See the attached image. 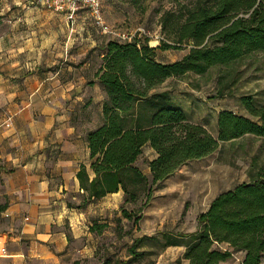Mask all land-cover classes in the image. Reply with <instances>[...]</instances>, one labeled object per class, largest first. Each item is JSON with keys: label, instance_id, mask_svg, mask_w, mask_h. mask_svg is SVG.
<instances>
[{"label": "trees", "instance_id": "16d2710c", "mask_svg": "<svg viewBox=\"0 0 264 264\" xmlns=\"http://www.w3.org/2000/svg\"><path fill=\"white\" fill-rule=\"evenodd\" d=\"M170 18L172 26L167 28ZM161 26L171 41L161 40L159 48L189 45L187 53L169 63L157 59V47L147 39L114 38L101 44L103 62L95 76L107 98L100 123L86 135L90 166L82 164L77 173L84 191L80 206L123 189L122 216L135 225L156 186L182 165L213 153L221 141L246 134L264 138V103L256 104L252 94L240 97L249 115L232 110L218 113L215 136L188 120L168 90H159L171 77L203 75L213 66L264 52V0H197L166 11ZM147 144L157 152L148 160L150 176L136 165ZM141 199L138 213L125 206ZM109 225L96 221L90 229L102 234ZM139 241L136 238L129 247L126 264H138L143 255L137 250ZM179 244L186 245L184 257L191 264H222L238 250L244 251L240 264L264 261V174L217 195L198 215L195 231L166 235V247ZM218 244L228 246L220 249ZM101 251L102 245V255ZM102 259V264H111L109 258Z\"/></svg>", "mask_w": 264, "mask_h": 264}, {"label": "crops", "instance_id": "0c3cea01", "mask_svg": "<svg viewBox=\"0 0 264 264\" xmlns=\"http://www.w3.org/2000/svg\"><path fill=\"white\" fill-rule=\"evenodd\" d=\"M8 1L0 3L7 6ZM1 14L0 264H102L100 239L105 231L98 234L90 226L112 223L96 217L95 208L119 209L124 191L80 206L84 191L77 173L82 164L90 166L86 135L100 123L107 93L88 59L17 60L13 41L19 27L1 24ZM255 69L254 84L236 98L238 106L228 101L218 113L249 115L240 101L244 94H252L256 104L264 103V63ZM144 147L152 151L150 159L157 156L150 144ZM247 168L251 178L264 174L253 159ZM196 229L197 223L189 232ZM185 250V244L169 245L156 264H191ZM243 257L244 251L238 250L222 264H240Z\"/></svg>", "mask_w": 264, "mask_h": 264}, {"label": "rangeland", "instance_id": "374dc122", "mask_svg": "<svg viewBox=\"0 0 264 264\" xmlns=\"http://www.w3.org/2000/svg\"><path fill=\"white\" fill-rule=\"evenodd\" d=\"M196 1L104 0L103 26L113 32L147 39L150 46L157 47V59L169 63L187 53L189 45L159 48L161 40L171 41L162 29L161 19L166 11L191 6ZM7 4L0 3L1 24L19 27L13 41L19 61L80 63L88 59L96 70L103 62L101 44L114 38L125 41L115 33H106L86 9H80L75 19L70 20L63 12L26 0H9ZM167 23L170 28L172 18ZM263 63L264 56L249 54L230 64L213 66L203 75L188 73L171 77L159 90H168L173 104L185 110L188 120L204 125L217 136L219 107L228 101L238 106L236 98L254 84L253 77L258 75L254 73L255 67ZM152 155L150 148L144 147L136 162L148 176V160ZM250 159L255 166L264 168V138L249 134L221 141L216 151L187 162L156 186L136 225L122 216L121 206L119 209L96 207L95 216L112 223L100 239L102 256L109 258L111 264H126L129 247L140 238L137 250L143 251V255L137 263L156 264V258L166 249V235L189 233L198 215L217 195L251 180L252 173L247 168ZM142 203L141 199L125 206L138 213ZM217 247L227 248L226 244ZM226 261L230 262L231 258Z\"/></svg>", "mask_w": 264, "mask_h": 264}, {"label": "built area", "instance_id": "2783aa9c", "mask_svg": "<svg viewBox=\"0 0 264 264\" xmlns=\"http://www.w3.org/2000/svg\"><path fill=\"white\" fill-rule=\"evenodd\" d=\"M103 2L104 0H32V3L45 5L56 11L65 13L70 20L75 19L80 9H86L93 16L95 22L99 26L103 27V30L106 33H115L118 36L124 38L125 41L133 40L135 37L134 34H121L108 30L106 27H104Z\"/></svg>", "mask_w": 264, "mask_h": 264}]
</instances>
